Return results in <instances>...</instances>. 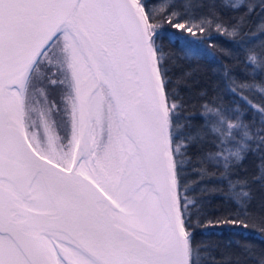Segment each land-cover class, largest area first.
Returning a JSON list of instances; mask_svg holds the SVG:
<instances>
[{"label": "snow or ice", "instance_id": "obj_1", "mask_svg": "<svg viewBox=\"0 0 264 264\" xmlns=\"http://www.w3.org/2000/svg\"><path fill=\"white\" fill-rule=\"evenodd\" d=\"M165 24L222 21L190 0H0V264H202L197 229L249 226L206 209L247 211V154L264 179V84L226 77L229 102L202 93L194 124L158 55ZM248 60L264 71V50Z\"/></svg>", "mask_w": 264, "mask_h": 264}, {"label": "trees", "instance_id": "obj_2", "mask_svg": "<svg viewBox=\"0 0 264 264\" xmlns=\"http://www.w3.org/2000/svg\"><path fill=\"white\" fill-rule=\"evenodd\" d=\"M190 3L197 15L214 11L222 21V26L219 29L213 26L210 32H198L193 37L182 30L168 28L165 24L167 31L162 34V48L158 55L173 84L181 78L187 80V87L181 94L184 99L191 101L188 114L193 116L194 124H199L202 93L209 94L204 99L216 95H222L225 103L231 99V95L224 91L226 77L264 84V71L254 69L248 60L250 50H264L261 47L264 45V32L260 29L264 23V10L260 7L261 0H190ZM181 35L187 40H178L177 37ZM193 41L195 43H190ZM249 96L256 101L259 99L255 92L249 93ZM260 164L259 154L249 153L239 167L232 171L233 180L247 181L246 185H237V190L242 187L250 190L247 211L235 208L221 195L210 198L207 212L231 207L234 214L238 212L242 218L251 219L247 228L209 226L197 229L196 240L209 246L207 251L200 253L202 264H219L221 258L231 260L233 264H259V255L264 253V232L260 227L264 215V179L260 178ZM208 167L217 173L211 179L219 184L220 169L211 164ZM222 186L227 192V183L224 182Z\"/></svg>", "mask_w": 264, "mask_h": 264}]
</instances>
